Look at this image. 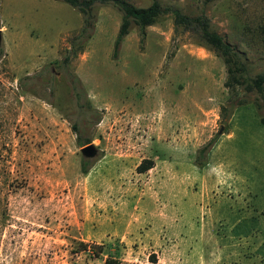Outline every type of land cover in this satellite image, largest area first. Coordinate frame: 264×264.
Segmentation results:
<instances>
[{
	"label": "rangeland",
	"instance_id": "rangeland-1",
	"mask_svg": "<svg viewBox=\"0 0 264 264\" xmlns=\"http://www.w3.org/2000/svg\"><path fill=\"white\" fill-rule=\"evenodd\" d=\"M158 1L206 16L247 75L264 73V0ZM94 11L64 63L79 11L0 0V264H264L256 89L227 87L221 57L171 12L142 39L131 23L112 57L120 12ZM72 122L95 156L81 154ZM142 158L152 166L137 171Z\"/></svg>",
	"mask_w": 264,
	"mask_h": 264
},
{
	"label": "trees",
	"instance_id": "trees-1",
	"mask_svg": "<svg viewBox=\"0 0 264 264\" xmlns=\"http://www.w3.org/2000/svg\"><path fill=\"white\" fill-rule=\"evenodd\" d=\"M72 7H74L82 17V24L79 31L72 35L69 41V47L66 49L62 61L67 63L69 58L76 56L77 52L83 47L84 42L91 36L96 14L94 6L97 3L111 4L120 12L119 23L112 42V57L118 53L123 37L128 33L131 23L137 26L139 39H142L145 34V26L153 23L156 17L164 12L172 13V21L174 27L180 26L186 31L193 33L197 42L203 44L209 49L213 50L221 57L226 67V79L224 84L231 88L243 87L245 90L255 88L259 100L254 98L255 105L258 109L264 106V73H257L254 76L246 74L245 65L239 58L234 47L224 40V38L217 31L212 29L209 25L208 19L204 15H189L182 12L180 9L169 4H161L158 0H151L148 5L138 6L130 0H62ZM33 75H26L24 78L30 79ZM22 78L18 79V84L21 86ZM243 100L236 99L235 104L242 103ZM260 122L264 124V116H260ZM71 129L75 133V140L78 145H83L91 141V137L86 131L81 130L75 122L70 124ZM214 137L209 138L203 144L196 154V158L202 155L208 147L213 143ZM85 160H83L84 162ZM152 166L151 158H142L136 165L137 171H144ZM82 171H86V167L81 165ZM85 248V246H83ZM116 258H105L104 264H117Z\"/></svg>",
	"mask_w": 264,
	"mask_h": 264
},
{
	"label": "water",
	"instance_id": "water-1",
	"mask_svg": "<svg viewBox=\"0 0 264 264\" xmlns=\"http://www.w3.org/2000/svg\"><path fill=\"white\" fill-rule=\"evenodd\" d=\"M0 38H1V32H0ZM221 127L222 126L218 128V132H221ZM79 150L84 157H93L97 153V148L92 142H88L86 144L81 145Z\"/></svg>",
	"mask_w": 264,
	"mask_h": 264
}]
</instances>
